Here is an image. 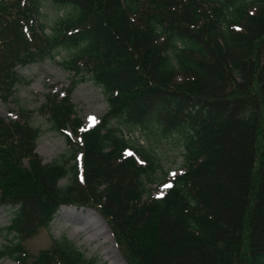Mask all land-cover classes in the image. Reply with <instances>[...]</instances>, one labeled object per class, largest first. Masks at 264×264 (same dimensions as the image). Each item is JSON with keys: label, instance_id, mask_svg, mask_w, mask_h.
<instances>
[{"label": "trees", "instance_id": "1", "mask_svg": "<svg viewBox=\"0 0 264 264\" xmlns=\"http://www.w3.org/2000/svg\"><path fill=\"white\" fill-rule=\"evenodd\" d=\"M41 1L0 0V101L16 68L68 51L73 79L38 111L70 151L45 164L32 112L0 117V207L13 209L0 259L21 264V241L76 206L103 217L126 264H264V0H49L67 14L48 32ZM86 79L107 108L81 131L71 94ZM136 130L181 145L162 198ZM33 264L97 262L63 238Z\"/></svg>", "mask_w": 264, "mask_h": 264}, {"label": "rangeland", "instance_id": "2", "mask_svg": "<svg viewBox=\"0 0 264 264\" xmlns=\"http://www.w3.org/2000/svg\"><path fill=\"white\" fill-rule=\"evenodd\" d=\"M66 12L52 6L49 0H42L39 19L48 32L52 24L64 17ZM68 55V51L59 50L42 61L16 68L22 82L15 87L13 101L7 103L0 101L1 118L14 120L19 108L32 112L31 124L41 131L35 152L46 164L67 156L70 151L64 137L51 130L48 115L38 111L45 103L46 95L63 96L68 89L73 79L72 74L60 65ZM71 102L75 105L78 117L83 123V129L92 128L107 108L102 91L89 79L78 83L71 94ZM125 136L132 142L152 149L159 159L160 168L148 185L152 194L159 197L163 194L166 180L183 170L182 148L177 137L164 138L158 132L154 134L148 130H136L131 133L125 131ZM60 184L63 185L64 181ZM87 214L91 216L90 221L95 220L99 224L96 231L91 232L89 229L80 231ZM12 217L13 209L0 207V248L7 244V240H10V237H7L6 228ZM100 235H103V238L98 239ZM63 238L72 242L87 259L96 260L97 264H126L109 228L98 212L93 208L76 206H62L48 228H38L33 235L21 241V247L25 253L19 255L20 263L33 264L42 251L50 249L54 241H60ZM0 264L18 263L6 257L0 259Z\"/></svg>", "mask_w": 264, "mask_h": 264}, {"label": "bare ground", "instance_id": "3", "mask_svg": "<svg viewBox=\"0 0 264 264\" xmlns=\"http://www.w3.org/2000/svg\"><path fill=\"white\" fill-rule=\"evenodd\" d=\"M80 212V211H79ZM82 213V212H81ZM99 214V213H98ZM88 215V214H87ZM100 215V214H99ZM101 218L103 219V217L101 216ZM91 216L88 215L85 219L83 224L81 225V230L80 231H86L87 229H89L91 232L92 231H96V228H99V224L95 221V220H91ZM104 220V219H103ZM104 222L106 223V221L104 220ZM107 225V223H106ZM108 227V225H107ZM109 228V227H108ZM112 235V234H111ZM103 238V235L98 236V239ZM115 242V241H114ZM116 244V243H115ZM126 262V261H125Z\"/></svg>", "mask_w": 264, "mask_h": 264}, {"label": "snow or ice", "instance_id": "4", "mask_svg": "<svg viewBox=\"0 0 264 264\" xmlns=\"http://www.w3.org/2000/svg\"><path fill=\"white\" fill-rule=\"evenodd\" d=\"M90 120H94V118H90ZM165 187H171V185H165Z\"/></svg>", "mask_w": 264, "mask_h": 264}]
</instances>
